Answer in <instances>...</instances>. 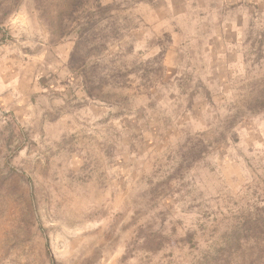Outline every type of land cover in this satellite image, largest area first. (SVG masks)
<instances>
[{"label": "rangeland", "instance_id": "374dc122", "mask_svg": "<svg viewBox=\"0 0 264 264\" xmlns=\"http://www.w3.org/2000/svg\"><path fill=\"white\" fill-rule=\"evenodd\" d=\"M220 1L0 0V264H264V0Z\"/></svg>", "mask_w": 264, "mask_h": 264}, {"label": "crops", "instance_id": "0c3cea01", "mask_svg": "<svg viewBox=\"0 0 264 264\" xmlns=\"http://www.w3.org/2000/svg\"><path fill=\"white\" fill-rule=\"evenodd\" d=\"M221 0V9L225 12L227 11V7H233L234 4H237L239 7H241L242 10L248 9L250 6L251 0ZM168 10L169 13H171L173 16H171L172 19H175V17H178V19L185 18L186 14H189L190 12L194 11V0H168ZM207 11V10H206ZM180 14V16H179ZM185 14V15H183ZM41 37L44 39H47L49 35H46L44 33L41 34Z\"/></svg>", "mask_w": 264, "mask_h": 264}]
</instances>
